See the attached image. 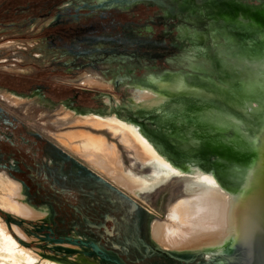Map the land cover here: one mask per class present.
I'll use <instances>...</instances> for the list:
<instances>
[{
    "label": "bare ground",
    "instance_id": "bare-ground-1",
    "mask_svg": "<svg viewBox=\"0 0 264 264\" xmlns=\"http://www.w3.org/2000/svg\"><path fill=\"white\" fill-rule=\"evenodd\" d=\"M231 1L250 5L243 0ZM259 1L264 4V0ZM254 7L258 13L264 14V6ZM222 20L233 28L261 33L258 37L244 36V39L253 40L251 45L246 47L245 44L244 47L255 50L257 54L251 62H240L239 58L244 60L245 57L237 56L238 51L233 46L230 51L236 56H226V52L222 51L214 66L220 75L212 78V83L215 84L225 74L231 77L230 81H225L227 85L240 83L248 92L245 97H240L238 106L229 107L222 99L203 89L205 84L211 85V82L199 80L205 75L202 67L186 60L196 53L192 50L178 58L188 66V70L167 69L159 75L135 79L136 89L128 106L124 107L118 101L117 105L113 104L112 99L108 98L107 110L81 108L79 114L75 115L72 109L64 108L61 114V119L76 129L58 135L57 140L135 197L150 201L172 183L176 184L167 218H158L151 226L153 239L163 248L175 252H194L227 242H233L238 247L243 243L264 241L260 237L264 236V30L253 19L223 15ZM215 42L221 43L219 40ZM201 55L198 59L206 63L204 55ZM233 57L239 63L232 65L228 61ZM225 60L226 63L223 62ZM172 76L183 78L181 82L174 83L169 79ZM78 81L93 88L111 86L89 74L82 75ZM251 82L257 83L253 90L248 86ZM33 94L37 96L40 92ZM4 95L12 98L16 104L23 103L26 98L16 93L5 92ZM245 106L251 108L250 114L243 112ZM86 112L88 114L85 116ZM232 115L243 118L251 125L249 133L243 137L256 148L250 158L260 160L258 173L262 182L255 197L253 192L230 190L226 184L228 177L222 172L223 168H234L227 157H237L241 150L239 143L242 135L235 128L229 130ZM255 140L262 147L252 142ZM122 149L127 151L130 158L128 166ZM208 166H215L220 176ZM22 195V183L0 169V208L25 219L43 218L45 211L21 201L19 197ZM12 227L22 239H29L19 225L13 223ZM0 233V264H70L40 259L37 251L21 244L12 235L1 215Z\"/></svg>",
    "mask_w": 264,
    "mask_h": 264
},
{
    "label": "rangeland",
    "instance_id": "rangeland-1",
    "mask_svg": "<svg viewBox=\"0 0 264 264\" xmlns=\"http://www.w3.org/2000/svg\"><path fill=\"white\" fill-rule=\"evenodd\" d=\"M27 1V4H22L24 6L16 10V13L11 12L5 16L4 9L6 5L3 0H0V118L2 116L1 112L13 115L27 130L42 135L45 139L50 140L65 153L69 154L77 162V165L80 164L84 168L98 174L120 192L148 208L153 214V221L158 218H167L166 214L169 205L175 197L176 192L173 187L176 184L172 183V186L170 185L160 191L150 201L135 197L121 188L102 173V171L97 170L87 160L73 152L70 147L65 146L57 140L58 135L76 129V127L61 119L63 109H72L75 115L79 114L81 111L79 109L81 108H85V110H107L109 107L107 105L108 98L112 99L113 104L117 105L118 101L122 106H128L130 97L136 89L134 85L135 79L146 78L153 74L159 75L167 69L188 70V66H185L184 62H181L178 58L184 52L192 50L196 53L193 52L194 54L190 55V58L186 60L194 66L198 65L202 67L205 75H202L199 80L205 79L203 80L205 81L204 83L211 82V85L205 84L206 87L203 89L210 94H214L217 99H222L225 105L229 107L238 106L240 97H245L246 93H248L246 89L240 83L227 85L223 77L217 79L215 84L212 83V78H215L218 74L220 75L219 70H215L216 76H210L206 67L207 62L205 63L203 60V63L202 60L198 59V56L202 54L205 57V50L211 48L208 52L213 59V66H215L219 53L226 52V56H233L234 53L230 49L234 46L233 48L238 51L237 56L240 54L245 57L244 60L239 58L240 62L245 61L248 64L254 57H257V54L255 50L246 48L248 45H251L253 40L244 39V36H248L249 38L253 36L258 37L261 33L258 31L249 32L247 29L240 27L233 28L230 25L229 30H235V34L236 31L241 30L240 34L237 33L235 37L230 38L224 37L221 31L217 29L214 31L216 26L228 27L222 20L223 15L220 14L221 11L219 9L222 8L220 3L224 2L216 3L215 0L213 3H208L205 0H155L154 4L160 3L162 6L153 5L149 7L146 4H139L133 11L128 9L129 6L125 4L112 3V5L102 0H87L88 4L86 5L83 3L84 0H60V3L54 6L49 3L53 4L58 0ZM243 1L250 3V5L254 4V6H264L259 0ZM138 2V0H129L128 4L134 5ZM229 3L232 4L231 2ZM114 5H119L123 8L124 13L120 14L119 17L123 23L129 21L135 15V20L140 19L144 23V26L146 24V26L157 31V33L163 31V33L169 35L173 31V34L169 36L166 43L159 46L141 44L136 50L121 46H103L86 56L75 55L73 53L74 47L64 43L59 37L53 35L41 37L44 34V30L53 27L62 20H66L68 17L75 16V14L92 16L96 10ZM232 11H235V9ZM171 13L175 14V16L177 15L178 18L169 19L168 17ZM110 16L111 20L115 19L114 14ZM158 16L162 19L166 18L165 21L154 20V17L157 18ZM153 20L155 21L154 23ZM125 25L128 28L127 22ZM114 28L115 24L113 23ZM212 34L219 38L213 40ZM215 40H219L221 43H217ZM114 43L115 41H112V44ZM228 61L232 65L239 63L235 57ZM223 62L226 63V60ZM191 69L195 71V69ZM84 74H89L97 79L108 82L111 86L109 88H93V86L82 85L78 80ZM182 78V76H172L169 79L174 83H178L182 81ZM35 91H39L40 94L34 95ZM5 92L16 93L26 98H24L23 103L16 104L12 98L5 97ZM67 99L71 101H67ZM252 105L255 106L254 103ZM247 107L245 106L243 112L250 114L251 108ZM87 114V112L84 113L85 116ZM122 151L126 165L128 166L130 165V158L127 151L124 149ZM57 158L60 159L62 157L57 156ZM13 159L15 158L13 157ZM13 159H10V161L13 162ZM48 161L53 163L52 158H48ZM1 170L9 174L7 170ZM11 177L15 179L13 176ZM86 186L88 190L95 189V186L89 184H86ZM25 198L24 193L22 197H19L21 201L26 202ZM2 219L6 222V216H2ZM26 219V225L30 221L38 220ZM20 228L23 234L25 233L29 237L28 240L26 239L30 243L28 247L37 251L40 254V259L66 260L73 264H103L96 260V258L85 259L84 257L73 256L71 259L64 260V257L61 255L53 256L48 247H42L45 243L41 238L29 233L22 227ZM8 229L13 236L20 237L12 226L8 227ZM16 236L14 237L16 238ZM236 248L237 246L233 242H227L222 246L203 248L194 252H177L178 257L181 259H174L172 256L164 254L162 264H232L229 261V257L234 256L236 259L246 257L242 253V249L233 255V250ZM163 250L168 252L167 249L163 248Z\"/></svg>",
    "mask_w": 264,
    "mask_h": 264
},
{
    "label": "flooded vegetation",
    "instance_id": "flooded-vegetation-1",
    "mask_svg": "<svg viewBox=\"0 0 264 264\" xmlns=\"http://www.w3.org/2000/svg\"><path fill=\"white\" fill-rule=\"evenodd\" d=\"M107 1L110 4L116 1L117 4H125L129 6L128 9L141 3L162 6L160 3L154 4L155 0H138L139 2L134 5L128 4L129 0ZM215 2L234 4L231 0ZM83 3L86 5L88 1L84 0ZM237 4L255 10L254 6ZM118 6H105L99 10L121 9ZM168 18L172 20L178 17L171 13ZM228 28L229 26L215 27L221 34L227 31L235 37L240 33L236 31L235 34L234 30ZM210 49L205 50L208 74L216 76L215 67L212 70L209 68L212 65V60L209 62L207 59L210 56L208 52ZM26 132L35 137H43L27 129ZM60 150L65 153L61 148ZM65 154L68 157L60 159L56 157L53 163H50L48 158L44 159L45 163L30 162V155L13 156L15 159L13 162L10 161V165L0 161L6 166L5 170L11 171L23 184L26 202L45 211L43 218L30 221L28 225L16 220L20 227L42 239L45 243L42 247H48L53 256L61 255L64 260L82 256L85 259L96 258L103 264H162L164 254L181 259L177 252L163 250V247L153 239L152 233L150 234L153 214L148 208L120 192L98 174L80 164L77 165L69 154ZM46 173L49 180L48 188L37 186L35 181ZM86 184L95 186V189L88 190Z\"/></svg>",
    "mask_w": 264,
    "mask_h": 264
},
{
    "label": "trees",
    "instance_id": "trees-1",
    "mask_svg": "<svg viewBox=\"0 0 264 264\" xmlns=\"http://www.w3.org/2000/svg\"><path fill=\"white\" fill-rule=\"evenodd\" d=\"M6 8L4 9V15L8 13H16L19 7H23L24 3L27 4V0H3ZM18 1V2H17ZM55 1V0H54ZM57 1V0H56ZM60 0L56 3H49L50 5L59 4ZM142 4V3H141ZM139 4L130 8L131 11L137 8ZM145 5V4H144ZM147 5V4H146ZM150 7V5H147ZM152 7V6H151ZM124 13L122 9L112 8L108 10H98L94 15H76L68 17L66 20L60 21L56 26L49 27L44 30V34L41 37L53 35L62 39V41L72 47H74V54L77 56H86L95 49L100 47H127L131 50H136L141 44L143 45H155L159 46L169 39V36L173 34V31L167 35L166 33L152 30L148 26H144V23L140 19L135 20V15L131 17L128 23V28L119 19L120 14ZM111 14L115 15V19L111 20ZM94 19V20H92ZM164 20L159 17H154V20ZM153 20V23L155 22ZM96 21V22H93ZM92 22V23H91ZM113 23L115 28L113 29ZM112 41H115L112 44ZM0 118V161L4 164L10 165V159L13 156L21 155V157H28L29 161L35 163H45V158L68 157L65 153H62L60 148L44 137H35L26 132V127L16 118L7 113L1 112ZM3 164L0 165L1 169H5ZM37 169V168H35ZM10 175L19 180L11 171ZM48 176L47 173L42 175L39 180L35 181L37 186L42 188H48ZM1 216H6L3 211L0 210ZM16 236V235H14ZM17 239H19L16 236Z\"/></svg>",
    "mask_w": 264,
    "mask_h": 264
},
{
    "label": "water",
    "instance_id": "water-1",
    "mask_svg": "<svg viewBox=\"0 0 264 264\" xmlns=\"http://www.w3.org/2000/svg\"><path fill=\"white\" fill-rule=\"evenodd\" d=\"M220 5L222 7L219 8L221 11L220 14L225 15L228 18H235V19H240L241 17H245V18L250 17L257 23H259L262 29L264 30V14L255 11L257 10V8H255V10L254 9L252 10L250 8L246 9L243 6L238 5L237 3L229 4V5L220 3ZM240 7H242V9H240ZM233 9H235V11H232ZM248 11H250V13ZM212 35H213V40L215 38H218L214 34ZM222 35L224 37H230V38L234 37L233 35H230L229 32L227 33V31L223 32ZM207 59L209 62L211 61L210 56L207 57ZM213 67L214 66L211 65L209 67L210 70H212ZM222 77L226 82L231 80V77L225 74H222ZM248 86L250 87L251 90H253V87L257 86V83L251 82L248 84ZM247 118L249 117L247 116ZM234 128L238 130V132L242 135V140H241L242 143L241 142L239 143L241 150L237 157H231V156L227 157V159L231 160V163L234 165V168H223L222 172L225 173V175H227L228 177L226 184L230 190L239 191L241 193L253 192L254 194L253 197H255L258 194L259 185L262 182V178L258 173L260 160L259 159L253 160L252 158H250L252 154H255L256 148L252 146L253 144H251L247 140V138L243 137L249 133L248 129L251 128V125L243 118L240 117L238 118L237 116V117H233V121L229 122V130L230 129L232 130ZM182 141L187 142L185 140ZM252 142L256 144V146L262 147V144H260L259 141L255 140V142L254 141ZM197 145L200 146V144ZM245 150H247L249 154H247ZM208 167L211 168V170H213L215 174L220 176V171L217 170L215 166H208ZM0 210L3 211L6 215V223L8 227H11L12 223L17 224L16 220L19 223L26 224L25 221L27 219L15 216L9 212L2 210L1 208ZM260 237L264 238V236H260ZM18 241L25 246H30V243L22 239L21 237H19ZM241 249H242V253L247 258L245 257V258L236 259L234 256L229 257L230 258L229 261L232 264H264V241H262L261 243H252V242L250 244L243 243L235 249L233 255L238 253ZM62 262L70 263L69 261H62Z\"/></svg>",
    "mask_w": 264,
    "mask_h": 264
},
{
    "label": "snow or ice",
    "instance_id": "snow-or-ice-1",
    "mask_svg": "<svg viewBox=\"0 0 264 264\" xmlns=\"http://www.w3.org/2000/svg\"><path fill=\"white\" fill-rule=\"evenodd\" d=\"M0 235H2V233H0Z\"/></svg>",
    "mask_w": 264,
    "mask_h": 264
}]
</instances>
